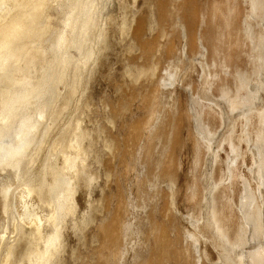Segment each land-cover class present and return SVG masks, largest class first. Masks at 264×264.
<instances>
[{"label":"bare ground","instance_id":"obj_1","mask_svg":"<svg viewBox=\"0 0 264 264\" xmlns=\"http://www.w3.org/2000/svg\"><path fill=\"white\" fill-rule=\"evenodd\" d=\"M169 2L0 0V264H264V244L243 252L252 229L264 234V0H210L200 29L198 0ZM142 32L146 41L160 34L156 51L147 64L126 58L123 100L86 126L113 40L127 37L120 47L132 57L144 52ZM179 83L191 92L194 148L208 155L201 198L186 195L193 215L183 235ZM125 86L146 112L131 117ZM120 121L122 138L113 135ZM240 162L251 165L243 182Z\"/></svg>","mask_w":264,"mask_h":264},{"label":"rangeland","instance_id":"obj_2","mask_svg":"<svg viewBox=\"0 0 264 264\" xmlns=\"http://www.w3.org/2000/svg\"><path fill=\"white\" fill-rule=\"evenodd\" d=\"M169 1L170 0H168V1L162 0V2H164L166 4L167 3H170ZM209 1L210 0H198V3H197V6L198 7L196 8V11H195L196 12V15L195 16L197 17V19H199L198 22H197L198 29H200L199 28V26H200L199 23H201V21L204 20V17L201 16V15H206L209 12L208 11L209 8H207V7H209L208 6L209 5ZM115 4H117V5H114L116 8L114 6H113L114 8L113 7L112 8H113L114 13H116V16L118 18V17H120L119 15H121L123 12H125V10H126V7H125L126 4L123 1L122 2H115ZM111 11H112V9H111ZM242 11H244V5L242 6ZM246 11H244V12H246ZM165 12H166V7L163 10V12L161 13L162 17H164L163 19H161V22L163 20V22H162L163 25H167L168 27L170 26L169 28L172 29V26H173V23H174L173 22V18L167 17ZM241 18H242V20L244 19L242 16H241ZM143 22L144 23L147 22V19L145 18V15H144V21ZM203 23L204 22H202V24ZM258 28H260V27L258 26ZM262 30L264 31V29H262ZM173 33H175V32H173ZM176 35L177 34H175V37L173 38V42H174L175 45L179 41L178 37L176 38ZM155 36H152V38H150L151 37V35H150L149 41H146V37H145L144 33L142 32L140 39H141V41H143V45H144V48H145L144 49V52L145 53L144 52L143 53L142 52H139L138 54H135L137 58H135V55H133L132 56L133 58H132L131 55L125 53V50H126L125 47H123L124 49L122 47H120V46H122L121 44H123L124 46L127 45V44H129V39L127 37L124 38V39L122 38L123 40L121 39V41H119V39H117V38H115L113 40L112 50L108 54L107 58H105L106 61H104L105 62L104 65H106L105 66V72H104L105 73V77L102 76V77L98 78L97 81L94 83L93 89H92V95H93V97H92V100H91V109H90V112H88L85 116H82V118H85V120H86V126H88L90 128L91 127L93 128L94 126L95 127L98 126L100 123L102 124V122H104L105 113H107V112H104V111H107L109 109L108 107L106 108L105 105L110 104L112 106V105L116 104V106H117L118 102L123 100V98L122 99H119L117 97L120 96L119 95L120 93H118L119 92L118 89H119V86L122 85V80H123L122 79V74L124 72V68L126 67V64H124V62H126V60H127L126 58H128L131 63H136V61L139 62V60H140L139 63H142L143 64L144 62H146L144 64H147V62H149V60H150L151 55L156 51V46L159 44V41H160V34L159 33H156ZM144 37H145L144 40L146 42L143 40ZM124 40H126V41H124ZM147 40H148V38H147ZM121 50L122 51L124 50V52H121ZM142 54H143V56H142ZM145 54H146V56L144 57ZM140 58H142V59H140ZM124 65H125V67H124ZM168 67H170V66H168ZM165 74L166 73H163V76H165ZM191 77H192V80L191 81H192V83H194L195 88H197V87L199 88L200 82H201V77L197 73V70H196L195 73H192L191 74ZM125 87L127 88L128 86H125ZM177 87H178V90H179V92L181 94L176 98V100H180V101H178L180 103V107H183V111H182V114H181L182 115L181 117L183 118L182 119L183 130L181 132L183 134L182 135V138H183L182 139L183 140V148L181 150L180 149L179 150L177 149V151H176L177 155H176L175 162H174L175 167H173V169L176 172V173L175 172L174 173L178 177V183H180V182L182 183V184L181 183L179 184V187H180L179 190H180V192L178 194V198L180 199L179 200L180 209L183 208L182 211L184 213H186V214L183 215V214L180 213L179 215L176 216V214L173 213V216L171 214V218L173 220L174 217L176 216V223L178 225V228H180L179 229V233H180V235L181 234L183 235L185 233L184 231L186 230L185 227L189 224L186 219H187L188 216H192L193 215V212H192L193 207H192L191 203L188 202V200L186 199V195H189L190 197L191 196L193 197L192 192H194V196H197L198 197V194H199V198H196L197 201L201 198L200 197V192L199 193H196V192L200 190V188L198 187V185L201 184L200 181H201V173H202V168H203L202 167V165H203L202 163L204 161L203 159L205 158V161H206L208 159V155H201L198 152V149L194 148V139H193L194 137H193V135L195 133V125H194V121H193V117H192V112H191L192 102H191V96H190V94H191L190 88L187 87V86L180 85V83L177 84ZM126 88L124 89L125 94H126V97H125V100L124 101L125 102L128 101V103H129V109L132 108V109L129 110V112L132 111V110L134 111V114H132L131 117L132 116L133 117H136L137 116V113H141L142 111L143 112L145 111V109L141 108V106H140V105H142V102L140 101L141 96H140V94H138L135 91V89L133 90V88L131 89V88L128 87L129 89L126 90ZM126 91L128 93H126ZM130 96L133 98L132 100H130L131 99ZM127 97H128V99L129 98L130 99L129 100L128 99L126 100ZM134 97H135V99H134ZM259 97H260V99L258 100V102L260 103L261 100H263V98H264V93H261L259 95ZM131 105H132V107H131ZM143 117L144 116H141V118H143ZM141 118L139 117L140 120H141ZM121 122H123V124ZM118 123L120 125L117 127V129L114 130L115 133H113V135L115 134L114 136H118V137L122 138L125 135L124 131H126V128H127L126 125H128V123L127 122H124V121H120ZM122 125H123V127H122ZM240 129H241V126L239 125V130ZM118 134H120V135L122 134L121 135L122 137L120 135H118ZM202 156H204V158ZM225 158L227 159V156L226 155H225ZM195 160H196V162H195ZM241 163L242 162H240V164L237 165V167L239 169L237 168V171L238 172H237V179L236 180H238L240 182H243L242 179H240V176H244L245 173L246 174L247 173H250L251 165H248L249 166L248 167L246 164L244 165L243 163L242 164ZM134 174H135V172L133 173V175ZM179 178H180V180H179ZM133 179L134 178L130 177L129 180H127L124 183V189H128L129 191L133 192L134 183H135V179L134 180ZM162 181H164V180H162ZM161 185H163L162 188L163 187L164 188L166 187L165 186L166 184H164L163 182H161ZM196 186H197V188H196ZM200 187H201V185H200ZM263 188H264V186H263ZM194 189L196 190V192H195ZM129 191H127V192L129 193ZM130 194H133V193H130ZM230 194L232 195V192ZM236 195H237V198H238V200H237L238 201V206L236 207L234 205V207L237 209V211H239V214L241 216L240 208L241 207H244L243 206V200L245 198V196H244L245 193H243V194L241 192H238L237 193V191H236ZM240 200H241V202H240ZM239 205H241V206H239ZM141 210H139L140 213L138 211L139 216L142 213ZM138 214H136V216L134 218V221L132 219V222H131L132 223V226L134 225L132 227V230H134V234L136 233L135 234V241H139L140 238H141V235L139 233L140 232L139 231L140 230L139 229V226L141 227L142 224H145L146 223V221H145L146 219L144 218L145 217L144 214H142L143 215L142 218H141V216L139 217ZM137 219L139 220L138 222H137ZM237 220H239L238 216H237ZM141 221H142V223H141ZM134 227H136V228L138 227V229H136ZM96 229H98V228H96ZM136 237H137V239H136ZM256 238H257V236L254 235V230L252 229V232L250 231V233L247 236V239L249 240V242L247 243V245L245 246V249L243 250V252H245V255L249 252L250 246L252 248L253 246H258V245H263L264 244V234L263 233H262L261 236H258L257 239ZM138 243H140V241L137 242V244ZM140 245H141V243H140ZM81 250H85V248L82 247ZM203 252L205 254V251H203ZM216 261H214V263ZM209 263L210 264H214L212 261H210ZM72 264H80V263H72Z\"/></svg>","mask_w":264,"mask_h":264}]
</instances>
